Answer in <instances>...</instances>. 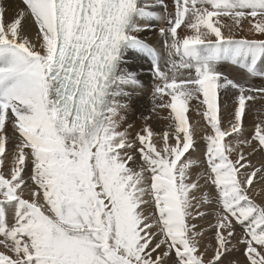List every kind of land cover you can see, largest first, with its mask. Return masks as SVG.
Segmentation results:
<instances>
[{"label":"snow or ice","instance_id":"6c2138e0","mask_svg":"<svg viewBox=\"0 0 264 264\" xmlns=\"http://www.w3.org/2000/svg\"><path fill=\"white\" fill-rule=\"evenodd\" d=\"M257 77L264 0H0V264H264Z\"/></svg>","mask_w":264,"mask_h":264},{"label":"bare ground","instance_id":"6f19581e","mask_svg":"<svg viewBox=\"0 0 264 264\" xmlns=\"http://www.w3.org/2000/svg\"><path fill=\"white\" fill-rule=\"evenodd\" d=\"M11 2L15 3L16 0H11ZM166 2L171 4V0H166ZM169 10L171 11V8ZM161 26H163V25L160 24L159 22H155V21L152 22V28L147 33L146 42L150 43L153 47H155L158 51H160L161 54H163L162 42H161L162 38L159 37V28ZM149 64H150V61H148L146 58H141V59L136 60L135 62H133L131 64V67L135 68L136 71L139 72V74H140L139 78L146 85V87L144 88L143 91L138 92L136 94L135 106H136L137 110H139L140 112L143 111L144 109H146V107L149 105L148 104V97L150 96L149 93L151 91L150 90V88H151V72L149 69ZM222 70L224 71V73H226V75L229 76V78H237V79L241 78L239 73L237 72L238 68H236L235 66L224 65ZM241 76H242V74H241ZM254 80L260 82L259 86H257V87H264V79L258 77V78L253 79L252 81H254ZM221 96L223 98V94H221ZM193 103H196V102H193ZM255 106L261 107V109L263 110V113H262L263 115H261L260 110H254L253 114L247 118L245 127L251 126L249 128L250 132L253 131L254 121L257 120L258 118H264V102H256ZM139 111H137V113H139ZM161 115H162V113H161ZM189 115H190V117H194V119L192 120L193 123L198 122V123H200V125H202L201 122L203 120L199 116H196L194 111L190 110ZM157 118H160V117L154 118L155 120L153 119L152 126L157 132H159L161 129L166 127V123L162 119H161L162 120L161 121V120H158ZM226 121H227V114H225V122ZM134 123H136L137 130H139V126L141 123H139V122H134ZM249 134H247V136ZM202 158H203V156H202ZM263 158H264V156H263ZM230 259L234 260L236 258H234L232 256ZM240 261H241V259H240Z\"/></svg>","mask_w":264,"mask_h":264},{"label":"rangeland","instance_id":"374dc122","mask_svg":"<svg viewBox=\"0 0 264 264\" xmlns=\"http://www.w3.org/2000/svg\"><path fill=\"white\" fill-rule=\"evenodd\" d=\"M237 72L239 73V75H240V77H241V74H242V71L240 70V69H238L237 70ZM226 74V73H225ZM258 78V77H257ZM253 82V83H252ZM259 81H251V84H252V86H255V87H257V86H259V84H260V82L258 83ZM256 83V84H255ZM257 88H259V87H257ZM150 90H151V88H150ZM150 95V96H149ZM149 97H148V106L146 107V109H144L143 111H146L147 109H149L150 107H151V91H150V93H149ZM222 103H223V98H222ZM254 110H260V113H261V115H263L262 113H263V110L261 109V107L259 106V107H257V106H255L254 107V109H253V111ZM137 111H139V110H137ZM253 111H252V113H251V115L253 114ZM262 111V112H261ZM140 112V111H139ZM162 115H166V113H162ZM251 115H249L248 117H250ZM139 116V113H137V117ZM156 118V117H155ZM158 120H161L160 118H157ZM155 120V119H154ZM162 121V120H161ZM133 122H139V123H142V121H140L139 119H136V120H134ZM202 123V125H200V128L198 129V132H199V134L200 135H203L204 134V132H205V128H206V125H205V122L204 121H202L201 122ZM200 124V123H199ZM251 126H247V127H245V130H244V136H245V138H248V136H247V134H249V133H251L250 132V128ZM249 131V132H248ZM247 133V134H246ZM198 148H197V151H196V153H195V155H194V158H200V159H203L204 158V151H205V144H204V141L201 139V140H198ZM197 154V155H196ZM202 156H203V158H202ZM263 156H264V153H260V152H257V153H255V154H253L252 156H250L249 157V159H250V161H251V163L253 164V165H255V166H260L261 164H264V158H263ZM260 161V162H259ZM262 161V162H261ZM259 199V198H258ZM206 241H207V237H206ZM233 257L234 258H236V259H234V260H236V261H239L240 262V264H242L243 263V260H244V257L241 255V253L240 252H236L234 255H233ZM241 259V261H240V259Z\"/></svg>","mask_w":264,"mask_h":264}]
</instances>
